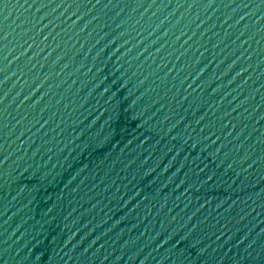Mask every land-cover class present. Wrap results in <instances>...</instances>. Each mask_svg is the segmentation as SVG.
Returning <instances> with one entry per match:
<instances>
[{
  "label": "water",
  "instance_id": "water-1",
  "mask_svg": "<svg viewBox=\"0 0 264 264\" xmlns=\"http://www.w3.org/2000/svg\"><path fill=\"white\" fill-rule=\"evenodd\" d=\"M0 264H264V0H0Z\"/></svg>",
  "mask_w": 264,
  "mask_h": 264
}]
</instances>
